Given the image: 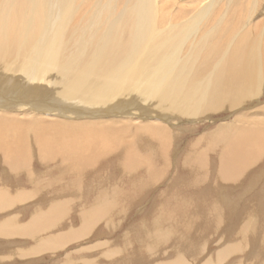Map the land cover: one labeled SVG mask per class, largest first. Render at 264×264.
<instances>
[{"label": "bare ground", "instance_id": "obj_1", "mask_svg": "<svg viewBox=\"0 0 264 264\" xmlns=\"http://www.w3.org/2000/svg\"><path fill=\"white\" fill-rule=\"evenodd\" d=\"M115 1L107 0L103 5L95 2L97 10H93L89 19L76 23L80 1L0 0V162L5 170L2 179H18L24 174L22 171H32L26 168L33 156L49 161L60 158L66 172L72 170L79 174L101 157L121 155L126 172L138 167L150 172L154 161L156 164L161 158L163 162L173 159L169 154L178 142L176 122L210 119L219 111L237 110L264 96V40L250 34L253 28L248 27L257 14L264 16V0H190L197 2V12L185 19V23L181 21V26L168 25V22L163 28L157 26L158 0H135L134 5L123 8L118 14L113 11ZM223 1L222 5L228 7L229 12L234 10L237 21H244L247 31L238 34L237 42L220 55L215 28L198 39H193V33L196 34L198 24ZM223 13L226 15L225 11ZM259 18L256 21L259 22ZM190 40L187 46L190 48L184 52L183 47ZM39 92L41 100H32ZM132 106L141 118H121L124 113L121 110ZM54 107L57 113H52ZM263 107L259 110H264ZM69 111L86 113L88 118L73 113L66 115ZM119 111L122 116L114 118ZM257 112L254 109L246 115L244 111L232 122L218 123L205 138L198 137L189 146L183 163L194 173L195 181L206 178L208 151L215 149L219 160L217 185L231 182L239 186L246 179L250 180V174L263 170L264 166L260 165L264 162V116ZM104 114L110 117L101 118ZM95 115L100 118H94ZM203 142L205 148L199 149ZM28 179L30 188L17 190L7 188L9 185L4 187L0 180V208L22 198L23 193L40 189V179L29 176ZM145 181L135 184L139 192L156 186ZM117 187L99 191L88 206L84 205L78 228L47 234L71 208L68 203L55 201L45 210H34L22 225H17L15 216L4 219L0 222V235L20 232L34 237L35 244L28 249L30 253L52 245L59 249V245L87 232L96 220L111 222L114 217L119 218L124 208L117 198L120 193ZM8 193L19 194L13 197ZM155 216L151 228L136 231L134 235L135 241L143 245L149 255L154 254L161 243L170 241L177 229L175 222L170 223L163 212ZM253 219L249 225L251 230L257 227V220ZM109 246L106 244L95 258L81 259L79 264H114L117 256L128 252L124 245ZM237 246L223 247L201 264H226ZM182 250L176 252L174 258L153 264H189V252ZM73 260L65 259L62 264H73Z\"/></svg>", "mask_w": 264, "mask_h": 264}, {"label": "rangeland", "instance_id": "obj_2", "mask_svg": "<svg viewBox=\"0 0 264 264\" xmlns=\"http://www.w3.org/2000/svg\"><path fill=\"white\" fill-rule=\"evenodd\" d=\"M76 1V3L80 1L79 7L80 4L81 7H77L76 11L78 12L75 17L80 14L78 19L83 20L79 21L76 19L77 21L75 22L85 23L93 13V10H97L95 2L103 5L107 0H83V3L81 2L82 0ZM132 2L135 3V0H116L114 2V14L115 12L118 14L123 8H127V6H132ZM128 3L130 5H126ZM222 3H224V1L221 2L220 5L214 7V10L199 23L201 25L198 24V32L196 31V34L193 33V39L195 37V39H198L209 32V30L211 31L215 28V43L218 46L219 54L220 52L222 54L231 44L233 45L237 42L240 38L238 34H244L247 31V29L243 27L244 21H237L234 16V10L233 13L232 11L229 12L227 10L228 7L226 8ZM76 5L78 6V4ZM157 6L159 9L157 18L158 28L165 27L168 22V25L180 24L181 26V24L192 17L194 12H197L199 8L197 2L190 0H158ZM80 9L81 11L79 12ZM224 11L226 15L223 13ZM261 16L262 18H259ZM256 18H259V22L256 21ZM254 19L251 22L252 26H248L249 28H253L250 34L253 36L254 34L257 36L259 35V37H262L261 39L264 40V16L257 14ZM168 25H166V27ZM190 44L191 40L183 47L184 52L190 48H187ZM262 86L264 87V79ZM40 96L41 94L39 92L32 100H41L42 97ZM257 101L253 99L250 104L239 107L237 110L229 109L223 112L219 111V113L217 112L211 115L210 119L202 118V120L194 121L184 119L176 122L179 128L177 130L178 138H176L178 142L174 145L175 148L171 152V155L169 154L170 158L173 157V159H171L170 162H163L161 158V160L156 161V164L154 161V163H152V171H150L152 173L149 172L150 169H139V167L137 168L138 170L136 169L130 173L126 172L124 166L121 164V155H115L116 157L113 155L110 156V158L101 157L91 163V165H88L84 171L79 174L72 170L66 172L63 166L65 163L60 158H54L49 161L47 159H38L32 155L33 157H31L29 163L31 166L28 164L26 168V170L29 169L32 171H22L24 174H21L18 179H16L17 177H4V179H2L5 170L2 168L4 164L2 165L0 162V180H3V184H1L4 185V187L9 185L7 188L11 187L14 190L21 187L30 188L28 176L30 179H40L45 176L42 178L43 180H39L42 182L40 189L37 188V192L23 193L22 198H17L16 200L14 198L15 202L6 206L9 209L6 207L0 208V222L15 216L14 218L18 221L17 225H22L30 218L34 210L38 208L45 210L49 204L64 202L66 204L68 203L67 205L71 207L69 209L70 211L67 212L68 214L66 213L63 215L64 219L61 218L59 220L60 223L58 221L55 227L47 231V234L53 235L63 231L67 232L70 229L79 227L81 223L80 212L83 207L88 206L89 203L100 194L99 191L107 190L108 188H112V186L119 187L117 188L120 189V193L117 194V198H120L119 202L123 204L122 206L124 208V212L118 216L120 219L114 217L111 222H108L110 221L108 219L96 220L95 224H93L94 226L92 225L93 227H90L87 232L83 233V235L79 234L81 236L78 235V237L71 239L65 245H59V249L57 246L55 247V245H52L47 249L44 248L37 252L30 253L28 249L35 244L34 237L20 232H13L5 235L1 234L0 264H62L65 259H74L73 264H79L83 258H95L97 254L101 253L106 244L107 246L110 244V246L124 245L126 248V243H128L126 248L128 252L122 253V256H117L114 260V264H153L156 261L174 258L177 254L176 252H182L183 248L185 252H189L188 254H190H187V261L189 264H201L208 256L214 255L223 247L230 245H238L237 251L232 250L233 252L228 258L230 262L226 264H257V262L258 264H264V261L262 262V258H264V162L260 165L263 170L259 169L255 171L253 175L250 174L248 176L250 180L246 179L241 185L239 184V186H235L234 183L231 182L217 185L215 177L217 176L219 160L216 156L218 155L217 152L214 153L215 150L218 151L217 149L208 151V154L210 153L208 155L209 167L207 166L206 171L208 170L209 173L207 172L206 178L201 181H195L194 173H192L189 168L187 170V167H185L183 163V158L189 146L199 138H205V136L215 129L216 124H220L221 122H232L241 112L245 111L246 115H248L254 109L258 110V114L262 112L260 115L264 116V110H259V108L264 105V96L258 98ZM126 109L127 110H121L124 112L123 116L121 115V111H119V114L116 113L113 117L120 118L118 117L119 115L122 116L121 118L125 116V118L131 119L141 118L139 113L137 114L135 107H126ZM57 110L56 107L51 109L52 113H57ZM129 110L132 111V113H129ZM66 113V115L74 114L80 116V118H88L86 117V113L78 114L77 112L70 111ZM135 113L137 115H135ZM129 115L130 117H128ZM101 116V118L110 117L107 114ZM94 118H100V115H95ZM247 119L250 118L247 117ZM132 133L133 130L130 131L131 135ZM131 135L126 136L133 139ZM204 145L205 142L201 143L198 148L203 149ZM149 150L151 151V149ZM25 173L29 175L27 174V176ZM34 174H37L36 177H38L35 178ZM76 180L81 183L83 182V185H79ZM144 181L147 183L151 181V184H156V186L147 191L139 192L140 188L136 189L135 184L141 185ZM11 183L16 185L12 186ZM46 184L49 185H47V188ZM231 184L233 185L232 187ZM81 186L83 187L81 188ZM8 194L14 197L19 193ZM159 210L167 215L166 219L168 220L169 218L170 223L175 222L173 224H175L174 226H176L177 229L175 228L176 232H173L175 233L173 235L174 238L171 236L170 241L161 243V246L159 245L156 251H154V254L151 253L149 255L148 250L144 249L145 247L143 245H139L137 241H135L136 237L134 235L137 234L136 231H141L146 227L151 228L153 220L156 217L155 214L160 212ZM254 216H256L257 219ZM251 218L257 220V227H253L254 230H251L252 228L249 226L251 225ZM57 228L59 231H56ZM52 230L55 231L53 232ZM16 249H18V252H16Z\"/></svg>", "mask_w": 264, "mask_h": 264}]
</instances>
